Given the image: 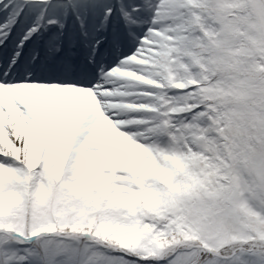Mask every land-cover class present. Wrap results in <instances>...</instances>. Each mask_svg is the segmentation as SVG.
<instances>
[{"label": "snow or ice", "instance_id": "1", "mask_svg": "<svg viewBox=\"0 0 264 264\" xmlns=\"http://www.w3.org/2000/svg\"><path fill=\"white\" fill-rule=\"evenodd\" d=\"M0 264H264V0H0Z\"/></svg>", "mask_w": 264, "mask_h": 264}]
</instances>
